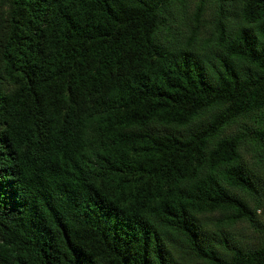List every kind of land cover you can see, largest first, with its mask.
<instances>
[{"label": "trees", "instance_id": "1", "mask_svg": "<svg viewBox=\"0 0 264 264\" xmlns=\"http://www.w3.org/2000/svg\"><path fill=\"white\" fill-rule=\"evenodd\" d=\"M260 211L264 0H0V264H264Z\"/></svg>", "mask_w": 264, "mask_h": 264}, {"label": "rangeland", "instance_id": "2", "mask_svg": "<svg viewBox=\"0 0 264 264\" xmlns=\"http://www.w3.org/2000/svg\"><path fill=\"white\" fill-rule=\"evenodd\" d=\"M190 5L193 6L194 5V1H190ZM261 214V218L264 219V212L260 211ZM246 235H251V230L250 229H245L244 230Z\"/></svg>", "mask_w": 264, "mask_h": 264}]
</instances>
